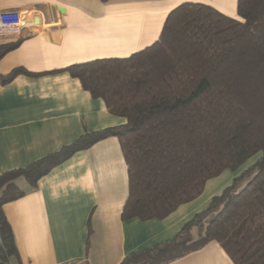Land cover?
Returning <instances> with one entry per match:
<instances>
[{
	"label": "trees",
	"instance_id": "obj_1",
	"mask_svg": "<svg viewBox=\"0 0 264 264\" xmlns=\"http://www.w3.org/2000/svg\"><path fill=\"white\" fill-rule=\"evenodd\" d=\"M237 7L239 19L208 4L184 2L143 50L62 69L126 122L85 132L0 175L1 263L19 260L4 204L36 189L77 152L117 137L129 176L123 221L164 219L199 198L209 180L254 159L173 239L120 264H168L212 242L235 264H264V0H238ZM17 44L1 45L0 58ZM19 75L39 74L16 67L0 75V84Z\"/></svg>",
	"mask_w": 264,
	"mask_h": 264
},
{
	"label": "crops",
	"instance_id": "obj_2",
	"mask_svg": "<svg viewBox=\"0 0 264 264\" xmlns=\"http://www.w3.org/2000/svg\"><path fill=\"white\" fill-rule=\"evenodd\" d=\"M184 2L240 18L238 0H0V12L18 11L26 24L18 36L0 35V46L18 43L0 58V75L16 67L39 74L0 84V175L85 132L124 124L62 69L143 50L159 39L168 14ZM20 185L27 188L24 180ZM128 193V166L117 137L77 152L36 189L4 204L19 260L0 264H120L173 239L213 197L200 202L201 195L164 219L123 221ZM168 264L235 263L212 242Z\"/></svg>",
	"mask_w": 264,
	"mask_h": 264
},
{
	"label": "rangeland",
	"instance_id": "obj_3",
	"mask_svg": "<svg viewBox=\"0 0 264 264\" xmlns=\"http://www.w3.org/2000/svg\"><path fill=\"white\" fill-rule=\"evenodd\" d=\"M253 162L254 159H251L242 168L244 169L245 167L250 166ZM241 169H239L237 172H233L232 170L227 169L218 177L211 179L207 183L206 188L199 201L205 202L208 201L209 198L211 199V196L220 194L226 186L230 185L233 182L234 177L242 171ZM194 235L197 236V233L195 232Z\"/></svg>",
	"mask_w": 264,
	"mask_h": 264
},
{
	"label": "built area",
	"instance_id": "obj_4",
	"mask_svg": "<svg viewBox=\"0 0 264 264\" xmlns=\"http://www.w3.org/2000/svg\"><path fill=\"white\" fill-rule=\"evenodd\" d=\"M26 24L18 11L0 12V35L18 36Z\"/></svg>",
	"mask_w": 264,
	"mask_h": 264
}]
</instances>
